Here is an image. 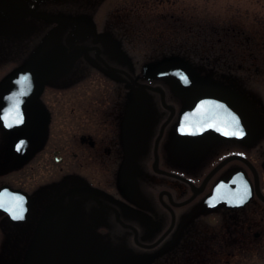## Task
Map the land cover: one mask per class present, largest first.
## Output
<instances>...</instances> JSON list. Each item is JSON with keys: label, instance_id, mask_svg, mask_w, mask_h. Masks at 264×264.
Segmentation results:
<instances>
[{"label": "flooded vegetation", "instance_id": "1", "mask_svg": "<svg viewBox=\"0 0 264 264\" xmlns=\"http://www.w3.org/2000/svg\"><path fill=\"white\" fill-rule=\"evenodd\" d=\"M72 20L56 41L89 39L86 51L69 55L41 96L30 98V148L0 171V186L30 196L27 219L0 210L16 227L21 264L30 251L32 264L52 256L45 264H86L89 252L124 264L113 256L128 246L144 249L149 264H230L238 255L237 264L247 250L264 261V88L254 83L264 71L261 56L212 50L208 82L186 55L115 51ZM239 36L243 41L233 46L248 41ZM167 56L185 58L197 73L145 70ZM205 89L223 90L229 99L196 102L185 111L198 118L181 117L186 100ZM35 107L48 109L42 127ZM13 171L16 178L8 176ZM10 240L2 244L7 250Z\"/></svg>", "mask_w": 264, "mask_h": 264}, {"label": "rangeland", "instance_id": "2", "mask_svg": "<svg viewBox=\"0 0 264 264\" xmlns=\"http://www.w3.org/2000/svg\"><path fill=\"white\" fill-rule=\"evenodd\" d=\"M21 1L38 12H47L60 5L58 2V5H41L40 0ZM67 3V7L78 13V19H76L83 22L81 33L86 30L95 31L104 40L108 39L110 42L108 45H112L115 51L133 55L155 56L170 53L186 55L193 62L201 65L204 70L203 75L208 82L211 76L207 73L209 69L206 55H209L212 50L221 55L256 53L261 56L257 59L259 67L261 70L264 69V0H94L89 14L79 12L85 9L82 3L77 7L70 1ZM17 5L0 0V113L4 112L8 105H15L20 116L18 126L9 138L8 130L4 126L5 121H0V171L3 172L14 167L20 161V154L28 152L30 148L33 101L30 98L20 99L18 96L16 83L18 70L25 59L34 53L37 54L42 47L56 40L61 30L69 28L68 25L61 23L55 27L57 24L53 21L38 18ZM49 12L61 14L56 11ZM199 25L220 27L223 33L220 36L223 38L221 40L225 41L224 48L219 49L213 46L212 50L198 52L196 49L193 50L191 44L183 43L182 39L184 40L187 36L183 27L189 30L190 27ZM109 28L114 39L109 36ZM239 35H243L248 41H245L241 47L233 46V44H239L238 39L243 41ZM88 40L85 42L82 40V42L86 43ZM79 53V50H73L70 54ZM221 65L223 62L219 64ZM247 80L250 83L248 77ZM254 83L264 88V71L259 72ZM44 99H47V95ZM21 142H23L22 145L19 144ZM3 152L6 154L4 157ZM9 156L10 158L7 159ZM15 171L8 176L16 178L18 173ZM15 229L16 227L6 219L0 218V251H3L2 247L5 251L7 250L5 245L2 246L7 243V237L11 238V245L8 247L10 251L17 247L16 242L19 238L16 232L14 233ZM138 251L128 246V250L118 252L113 258L117 262L124 260V264L125 262L126 264H149L152 256H145L144 249L140 248ZM28 254L23 264H32L33 252L30 251ZM90 254H93L92 257L89 256ZM71 256L73 257V254ZM104 256L103 252L99 254L89 252L85 263L90 264ZM236 256L232 257L230 264H234L235 259L238 260V255ZM140 257L143 259L140 260ZM242 258L245 261L237 264H264L255 251L247 250L245 258L244 256ZM69 264L78 263L72 260Z\"/></svg>", "mask_w": 264, "mask_h": 264}, {"label": "water", "instance_id": "3", "mask_svg": "<svg viewBox=\"0 0 264 264\" xmlns=\"http://www.w3.org/2000/svg\"><path fill=\"white\" fill-rule=\"evenodd\" d=\"M15 2L21 4L27 11L44 19L75 22L72 18L38 12L32 9L29 5L23 3L21 0H15ZM70 48L83 49L86 48V46L72 44L69 41L68 35L65 42L55 41L42 47L37 54L35 53L28 57L16 76L17 88L20 96L23 98L40 97L45 89L47 80L66 67L68 56L70 55ZM94 48L97 51V54H100L101 48L99 46ZM173 68L184 72H191L190 76L197 73L192 64L180 56H167L158 62H149L145 64V70H150L152 74ZM227 99H229V95L223 90L205 89L198 97H192L186 100L180 116L190 120L198 118L197 115L192 117L191 113H186L185 110L191 109L196 102L208 106L209 101H226ZM33 115L39 127L44 126L49 121V112L45 107H35ZM199 117L206 119L209 118L208 115H200ZM29 199V194L22 189L13 188L8 184L0 186V209L8 213V215L14 220L29 218ZM53 257L54 256L42 261L40 264L49 262ZM90 264L112 263L106 260H95Z\"/></svg>", "mask_w": 264, "mask_h": 264}, {"label": "trees", "instance_id": "4", "mask_svg": "<svg viewBox=\"0 0 264 264\" xmlns=\"http://www.w3.org/2000/svg\"><path fill=\"white\" fill-rule=\"evenodd\" d=\"M67 1H70L75 7L80 6V4L82 3L85 9L84 10L82 9L83 11H79V12L89 14L88 12L91 9V6L93 5L92 2L94 0H41L40 3L41 5L43 4L58 5L59 3L60 5L58 7H55L51 10L52 11L62 10L66 14L68 13L78 14L77 12H73L69 7H67L68 6ZM183 28L185 29L187 36L184 37L185 41L182 39V42L183 43L186 42L185 44L188 43L191 44L193 46V50L196 49V51L198 52H203V51L205 52L208 51L209 49L212 50L213 46H217L219 49L221 47L224 48L225 41L223 42L222 41L223 38L220 37L223 34L222 31L220 30V27H215L212 25H201V26L199 25V26H195L194 28L190 27L189 30L185 26ZM212 29L214 30L212 31ZM109 33H111V29ZM9 35L10 37L12 36L11 33ZM217 37L220 38L217 39ZM0 264H21V259L17 254V249L12 250V252L10 251V249L6 251L3 249V251H0Z\"/></svg>", "mask_w": 264, "mask_h": 264}, {"label": "snow or ice", "instance_id": "5", "mask_svg": "<svg viewBox=\"0 0 264 264\" xmlns=\"http://www.w3.org/2000/svg\"><path fill=\"white\" fill-rule=\"evenodd\" d=\"M237 123H238V121H237Z\"/></svg>", "mask_w": 264, "mask_h": 264}]
</instances>
